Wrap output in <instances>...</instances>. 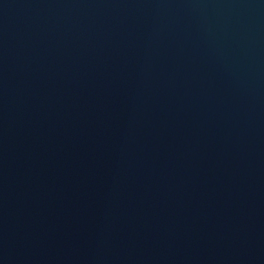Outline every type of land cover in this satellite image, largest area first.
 Instances as JSON below:
<instances>
[{"label":"water","instance_id":"1","mask_svg":"<svg viewBox=\"0 0 264 264\" xmlns=\"http://www.w3.org/2000/svg\"><path fill=\"white\" fill-rule=\"evenodd\" d=\"M0 264H264V0H0Z\"/></svg>","mask_w":264,"mask_h":264}]
</instances>
